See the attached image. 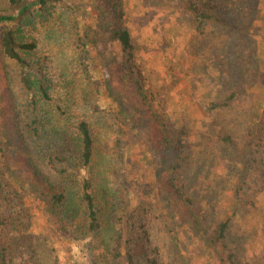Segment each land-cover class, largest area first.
<instances>
[{"label":"rangeland","instance_id":"rangeland-1","mask_svg":"<svg viewBox=\"0 0 264 264\" xmlns=\"http://www.w3.org/2000/svg\"><path fill=\"white\" fill-rule=\"evenodd\" d=\"M119 1L122 17L118 0H61L34 10L23 32L51 95L77 117L104 118L109 144L124 152L109 175L116 198L103 211L116 234L127 231L120 256L116 235L108 245L104 232L96 239L64 228L30 191L3 192L6 264H129L136 243L171 264H264V0H200L220 16L211 20L194 17L189 0ZM120 19L146 99L109 37ZM10 65L0 53V140L10 165L21 176L35 163L64 189L62 167L18 137L26 98ZM225 212L228 233L215 246L209 235ZM134 256L132 264H146Z\"/></svg>","mask_w":264,"mask_h":264},{"label":"trees","instance_id":"trees-1","mask_svg":"<svg viewBox=\"0 0 264 264\" xmlns=\"http://www.w3.org/2000/svg\"><path fill=\"white\" fill-rule=\"evenodd\" d=\"M59 1L61 0H5L7 8L0 9L2 25L0 53L11 64L12 75L15 74L19 88L26 98L24 106L26 120L23 129L18 131L19 139L22 142L35 144L45 164L53 168L62 167L63 173L69 177L65 180H70V183L64 189H57L30 159L32 165L30 171H23L21 176H18L10 165L5 148L2 146L4 143L0 140V193L12 192L18 196L19 193L30 191L44 203L47 211L64 228L91 234L94 237H99V234L104 232L110 240V242L106 241L108 245H111L116 235L112 250L115 251L114 256L118 257L121 252V237L127 231L122 229L116 234L112 224L113 215L108 213L111 216L106 218L103 211L110 208L116 198L117 193L108 187L109 175L114 173L117 160L123 159L124 152L122 148L118 149L109 144L110 131L108 128L104 130V126L107 127L104 118L92 115L77 117L72 105H64L59 96L55 98L51 95V89L41 69V62L33 58L36 44L23 32L34 10L44 9ZM201 1L189 0L187 4L189 12L196 18L211 20L215 12H208V5ZM117 6L120 7L118 13L122 17L119 0ZM214 15L220 19L218 14ZM121 19L111 27L109 37L117 43L121 60L125 68H128L132 79L137 80V93L146 99L142 88L139 87L141 84L131 69L134 47L130 32ZM6 73L8 74L7 70ZM83 100L87 99L83 97ZM150 120L153 123H161L163 119L158 112H153ZM160 135H163V143L166 146L163 149L168 150L169 138L162 133ZM179 152L178 149V154ZM81 170L85 173L80 176ZM227 215L228 212H225L224 218L210 232L209 242L215 246L219 242L222 243L228 233ZM9 240V236L2 234L0 245H4ZM135 240L136 238L131 239L130 244H134ZM108 245L103 248H108ZM138 245L136 243L131 246L134 254L127 253L129 264L133 262V255L143 257L146 264H171L161 260L157 248L152 249L149 254L144 250L143 254ZM5 251L6 247L0 246L1 264H6Z\"/></svg>","mask_w":264,"mask_h":264}]
</instances>
